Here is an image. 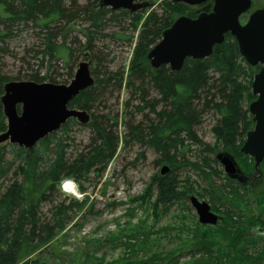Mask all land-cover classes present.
I'll list each match as a JSON object with an SVG mask.
<instances>
[{
    "label": "trees",
    "instance_id": "obj_1",
    "mask_svg": "<svg viewBox=\"0 0 264 264\" xmlns=\"http://www.w3.org/2000/svg\"><path fill=\"white\" fill-rule=\"evenodd\" d=\"M100 1L0 0V53L6 51L11 35L32 28L40 41L34 51L40 66L47 57L50 62L62 60L68 68V76L72 77L73 63H68L75 52L84 59L95 60V66L91 68L93 84L68 103L69 107L84 109L91 116L87 123H79L91 127L94 132L89 150L68 156V128L71 123H78L74 118H69L57 131L40 139L31 148L8 141L0 143V179L10 172L13 175V180L0 193V264H39L34 256L52 244L57 232L65 229L67 210H80L82 202L74 200L70 205L59 202L52 210L51 220L42 219V205L52 200L63 180L69 178L80 182L92 171L102 172L115 156L120 140L127 143V137L153 147L159 154L158 165L168 167L164 174L160 170L154 174L143 192V200L146 201L151 200V190L154 191V199L149 202L154 217L163 214L172 204L187 200L190 194H196L200 199L207 195L218 203V206L211 203V208L222 216L221 221L215 225L195 222L194 230H191L195 236L192 253L202 252L214 264H264V244L255 247V241L257 238L260 240L258 236L261 234L254 232L258 228L264 230V182L254 190L249 201L240 192L239 182L227 175H224V183L215 185L211 176L218 173L211 167L210 158L203 155L217 147L231 149L244 176L254 180L263 175L260 169L254 168L253 159L240 152L246 133L254 126L244 104L255 98L251 83L260 66L248 65L239 53L236 39L226 34L224 41L215 45L207 57L187 58L179 70H172L167 65L154 69L146 57L148 51L177 17L182 14L195 17V8L162 0L159 3L162 14L158 15L152 9L135 12L112 10L102 6ZM78 22L85 24L79 30L85 37L84 42L77 35H72ZM112 23L121 28L124 24L132 28V34L120 36L133 44L128 74L122 70L106 75L107 66L102 64L105 58L101 56L104 46H96V42H103L108 36L105 29ZM100 69L104 70L103 73ZM124 76V84L133 86L134 94L139 96L136 111L143 112L147 108L156 120L145 127L141 124L131 126L130 132L121 136L115 127L112 128L113 124L117 125V117L107 118L114 120L110 125L104 120L106 117L96 116L90 109L108 86L118 85L121 88ZM47 77V74L40 75L37 70L27 80L41 83ZM10 80L0 72V97L4 92L3 85ZM159 105L161 109L157 110ZM206 112H212L217 117L212 127L213 144L203 142L195 131ZM5 129L0 102V131ZM192 144L199 147L200 163L180 158ZM260 165L264 166V159ZM181 166L197 169L205 179L206 187L197 190L198 185L189 181L188 177L179 179L175 171ZM237 197L244 201V211L236 207ZM250 204L259 206V215L247 211ZM233 208L238 211L232 213ZM234 214L239 215L233 219ZM217 232L219 236H215ZM250 247L253 250L250 251ZM153 260H158V257L152 256L142 262L136 259L120 262L151 264Z\"/></svg>",
    "mask_w": 264,
    "mask_h": 264
},
{
    "label": "rangeland",
    "instance_id": "obj_2",
    "mask_svg": "<svg viewBox=\"0 0 264 264\" xmlns=\"http://www.w3.org/2000/svg\"><path fill=\"white\" fill-rule=\"evenodd\" d=\"M147 1L152 4L143 10L150 11L152 9L158 15L162 14V8L159 6L162 0ZM206 7L195 6L194 8L196 12H199ZM260 7H264V0H252L251 11ZM246 17L247 15H244L241 18L242 23ZM84 25L76 23L72 34L77 35L78 39L83 42L85 37L79 30ZM105 33L108 36L104 38L103 42H96V46H104L103 54H100L105 58L102 64L107 66L106 75L122 70L128 74L127 66L133 44L120 36L126 37L132 34V28L127 24L121 28L112 23L106 27ZM39 44L38 36L34 35L32 28H26L11 35L6 51L0 53V72L11 78L10 81H16L13 78H18L20 81L27 80L30 74L38 70L40 75H48L43 82L68 84L73 76H68V68L64 66L62 60L50 62L47 57L43 65H39L34 52L38 49ZM90 54L92 58L91 51ZM88 59H84L83 56L78 55V52H75L68 63V65L73 63V75L78 63ZM90 60H88L90 67L93 68L95 60ZM103 71L100 69V73ZM124 82L125 76L121 79V88L118 85L108 86L104 95L96 98L90 109L94 115L106 117L104 120L110 125L114 120L109 119L117 117V125L113 124L112 128L115 127L121 136L129 133L131 126L141 124L145 127L150 121L156 120V116L150 113L147 108L143 112L136 111L139 96L134 94L133 86L128 87ZM151 93L155 95L153 90ZM248 103H245L244 106L248 107ZM156 109L160 110L161 105ZM216 121V115L206 112L195 127L198 137L203 142L213 144L212 127ZM68 130L67 153L69 157L90 149L91 139L94 137L91 127L82 126L78 122L71 123ZM128 138L127 143L120 140L115 156L107 162L106 168L102 172L92 171L80 182L69 178L63 180L52 200L42 205V219L51 220L52 210L59 202H63L65 205H70L74 200L82 202L80 210H67L64 216L65 229L57 232L52 244L45 246L34 256L38 258L39 264H121L122 260L125 262L136 259L142 262L152 256H157L158 260H153L151 264H214L207 260L206 254L192 253L191 251L193 242H195L193 240L195 236L191 230H194L197 215L188 198L172 204L163 214L154 217L151 203L149 204L154 199V191L151 190L153 194L151 200L146 201L143 200V192L151 177L161 168V165L157 163L159 154L153 147ZM224 154L230 155L238 167L237 178L230 177V179L236 183L243 182L237 184L241 188L240 192L250 201L254 190L264 182V166L260 165L259 167L263 173L261 178L252 180L243 175V169L240 168L231 149L217 147L213 152L203 153L210 158L211 167L218 173L211 176V181L215 185H220L225 181L224 175L226 174L220 163V157ZM181 156V159L200 163L201 154L198 145L192 144L190 149L184 150ZM206 171L209 170L206 169ZM175 173L179 179L188 177L189 181L198 185L197 190L206 187L205 179L195 168L181 166L176 169ZM12 180V172L0 179V193ZM2 181L3 185H1ZM62 183L63 188H61ZM190 195L198 197L196 194ZM202 199L210 205L213 203L218 206V203L210 200L207 195ZM202 199L199 198V200ZM235 203L238 209L245 210L244 201L240 197L235 199ZM234 211L238 210L233 208L232 213ZM247 211L250 214L259 215L260 208L257 204H250L247 206ZM234 215L233 219L237 218L239 214ZM219 234L217 232L215 236H219ZM258 237L260 240L256 239V248L264 244V233ZM253 247H250V251L253 250ZM194 261L196 262L193 263Z\"/></svg>",
    "mask_w": 264,
    "mask_h": 264
},
{
    "label": "water",
    "instance_id": "obj_3",
    "mask_svg": "<svg viewBox=\"0 0 264 264\" xmlns=\"http://www.w3.org/2000/svg\"><path fill=\"white\" fill-rule=\"evenodd\" d=\"M186 5L210 2L211 10H202L196 17L181 15L162 31L160 40L148 51L150 66L159 68L168 65L172 70L182 68L187 58L202 59L209 56L215 45L232 35L240 55L251 66L260 65L253 75L252 95L248 104L254 126L246 133L240 152L254 160L255 168L264 159V7L256 8L245 23L240 16L249 11L252 0H170ZM100 4L112 10L126 9L131 12L150 5L147 0H101ZM94 82L89 62L80 61L68 84L35 82L31 80L8 81L3 85L0 97L6 119V130L0 132V143L9 141L20 147L31 148L40 139L57 131L69 118L85 124L90 114L80 108H69L68 103L82 90ZM19 106V111L17 110ZM224 171L234 176L238 168L233 158L224 155L220 159ZM167 166L160 169L164 174ZM198 221L214 225L220 217L212 212L211 206L196 196L189 198ZM263 232L260 228L254 232Z\"/></svg>",
    "mask_w": 264,
    "mask_h": 264
},
{
    "label": "clouds",
    "instance_id": "obj_4",
    "mask_svg": "<svg viewBox=\"0 0 264 264\" xmlns=\"http://www.w3.org/2000/svg\"><path fill=\"white\" fill-rule=\"evenodd\" d=\"M61 188H63V183L61 184Z\"/></svg>",
    "mask_w": 264,
    "mask_h": 264
},
{
    "label": "flooded vegetation",
    "instance_id": "obj_5",
    "mask_svg": "<svg viewBox=\"0 0 264 264\" xmlns=\"http://www.w3.org/2000/svg\"><path fill=\"white\" fill-rule=\"evenodd\" d=\"M199 7H200V6H199ZM243 16H244V15H243ZM243 16H242V17H243ZM247 17H248V16H247ZM247 17H246V18H247Z\"/></svg>",
    "mask_w": 264,
    "mask_h": 264
}]
</instances>
